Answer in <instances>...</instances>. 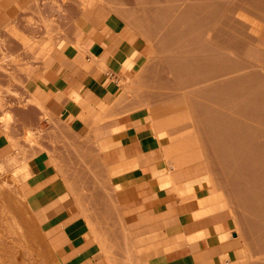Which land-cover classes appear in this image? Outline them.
Returning <instances> with one entry per match:
<instances>
[{"label": "crops", "instance_id": "obj_1", "mask_svg": "<svg viewBox=\"0 0 264 264\" xmlns=\"http://www.w3.org/2000/svg\"><path fill=\"white\" fill-rule=\"evenodd\" d=\"M37 1L0 0V70L16 69L6 122L0 114V165L21 157L12 164L29 175L25 206L59 262L209 264L231 252L235 241H219L232 233L230 212L198 215L211 196L199 167H175L174 131L157 125L146 97L125 92L145 64L135 27L101 5L83 14V0L59 1L60 27L61 8ZM38 14L43 27L30 22Z\"/></svg>", "mask_w": 264, "mask_h": 264}, {"label": "rangeland", "instance_id": "obj_2", "mask_svg": "<svg viewBox=\"0 0 264 264\" xmlns=\"http://www.w3.org/2000/svg\"><path fill=\"white\" fill-rule=\"evenodd\" d=\"M59 1L39 0L36 6L60 7L54 16L55 24L62 27L65 15ZM87 1L83 0V14L96 5L123 14L143 42L145 64L125 92L146 97L159 122L179 115L193 120L166 128L174 131L170 141L176 156H183L177 157L175 167H199L198 182L211 193L204 203L226 196L229 239L235 241L231 252L208 263L264 264V0H91L90 8ZM185 6L188 11L182 10ZM38 15L30 22L43 27L45 21ZM56 32L55 47L62 49V29ZM40 43L46 49L47 38ZM51 53L42 58L44 53L39 52V56L46 60ZM32 55L25 51L24 60ZM18 70L27 76L31 68ZM15 71L0 70V81L7 80L0 82L2 122L12 101L4 96L15 97L9 95ZM225 73L230 74L227 80L220 77ZM20 159L14 155L0 165V264H61L25 206L23 186L29 175L12 164Z\"/></svg>", "mask_w": 264, "mask_h": 264}, {"label": "bare ground", "instance_id": "obj_3", "mask_svg": "<svg viewBox=\"0 0 264 264\" xmlns=\"http://www.w3.org/2000/svg\"><path fill=\"white\" fill-rule=\"evenodd\" d=\"M147 1V0H146ZM200 1V0H199ZM156 2V1H155ZM172 2V1H171ZM184 2V1H183ZM210 2V1H209ZM213 2V1H212ZM91 0H88L87 1V7L88 8H90V5H91ZM259 4V3H258ZM181 5V4H180ZM186 5H187V3H186ZM229 5V4H228ZM176 6V5H175ZM191 6V5H190ZM185 7H187V6H185ZM227 7V6H226ZM182 8V7H181ZM189 8H192V7H189ZM200 8V7H199ZM213 8V7H212ZM223 8V7H222ZM165 9H167L166 7H165ZM188 9V7L185 9H182L183 11L184 10H187ZM193 9V8H192ZM202 9V8H201ZM243 9V8H242ZM177 10V9H176ZM181 11V10H180ZM188 11V10H187ZM203 11V10H202ZM208 11V10H207ZM230 11V10H229ZM241 11V10H240ZM189 14V13H188ZM180 16V15H179ZM182 16V15H181ZM184 17V15L182 16V18ZM261 17V16H260ZM181 18V17H180ZM181 18V19H182ZM196 18V17H195ZM220 18V17H219ZM211 19H213V18H211ZM215 20V19H214ZM213 22V21H212ZM194 23V22H193ZM212 25V24H211ZM215 26V25H214ZM198 27V26H197ZM200 28V27H199ZM254 30V29H253ZM196 31V30H195ZM166 32V31H165ZM264 32V31H263ZM256 34V33H255ZM254 34V35H255ZM196 35V34H195ZM209 36H210V34H209ZM213 36V35H212ZM196 38V37H195ZM209 38V37H208ZM214 38V37H213ZM210 40V39H209ZM257 40V39H256ZM199 42V41H198ZM264 42V41H263ZM262 42V43H263ZM196 43V42H195ZM208 44V43H207ZM264 44V43H263ZM214 45V44H213ZM219 45V44H218ZM257 45V44H256ZM31 46V45H30ZM199 46V45H198ZM203 46V45H202ZM201 46V47H202ZM32 47V46H31ZM214 47V46H213ZM42 50V49H41ZM215 50V49H214ZM200 51V50H199ZM223 52V51H222ZM43 53V52H42ZM219 54V53H218ZM217 55V54H216ZM237 57V56H236ZM210 61V60H209ZM241 61V60H240ZM212 62V61H211ZM222 63V62H221ZM224 64V63H223ZM215 65V64H214ZM221 65V64H220ZM249 65V64H248ZM251 65V64H250ZM258 67V66H257ZM215 70V69H214ZM247 70H248V68H247ZM204 73V72H203ZM256 73V72H255ZM263 73V72H262ZM209 74V73H208ZM233 74H235V73H233ZM228 75H230V74H228V73H225V74H223V75H220V77L221 78H224V80H227V76ZM162 78V77H161ZM216 78V77H215ZM220 78V79H221ZM226 78V79H225ZM207 80V79H206ZM205 80V81H206ZM210 80H213V78L212 79H210ZM166 81V80H165ZM209 81V80H208ZM207 83V82H206ZM221 83V82H220ZM225 83V82H224ZM223 83V84H224ZM163 84V83H162ZM211 84V83H210ZM209 85V84H208ZM171 86V85H170ZM212 86V85H211ZM227 86V85H226ZM184 87V86H183ZM186 88V87H185ZM229 88V87H228ZM164 92V91H163ZM241 94V93H240ZM264 94V93H263ZM168 95V94H167ZM169 96V95H168ZM183 96V95H182ZM184 97V96H183ZM168 98V97H167ZM165 99V98H164ZM162 100V99H161ZM241 104V103H240ZM233 106H234V104H232ZM242 105V104H241ZM233 106H232V108H233ZM237 106V105H236ZM152 107V106H151ZM236 108V107H235ZM170 113H172L171 111H169ZM174 113H175V111H173ZM165 113V112H164ZM168 114L169 113H167V115L166 116H168ZM185 114V113H184ZM170 115V114H169ZM172 115V114H171ZM179 115V114H178ZM189 115V114H188ZM173 116V115H172ZM164 118H165V115H164ZM243 118V117H242ZM153 119V118H152ZM159 119V118H158ZM162 119V118H161ZM185 120H186V122H187V120H188V122H190L191 120H190V118H188L186 115H185V117L184 116H181V115H179V116H174V117H172L171 118V116H170V118L168 117V119L167 120H163V121H161V122H159V121H157L156 123H157V125L158 124H160V125H162L161 127H165V130H166V128L168 127L169 128V126L172 128V127H176V125H178V123L180 124L181 122H184V123H186L185 122ZM190 120V121H189ZM193 121V120H192ZM197 123V122H196ZM159 125V126H160ZM179 126V125H178ZM170 128V129H171ZM198 131V130H197ZM33 137V136H32ZM201 137V136H200ZM188 138V137H187ZM181 140H182V138H180ZM32 140V139H31ZM192 141V140H191ZM178 145V144H177ZM195 145V144H194ZM179 149H180V147H179ZM186 149V148H185ZM187 149H189L188 147H187ZM181 150V149H180ZM172 151V150H171ZM178 151V150H177ZM176 151V152H177ZM185 151V150H184ZM188 151V150H187ZM199 151V150H198ZM173 152V151H172ZM176 154V153H175ZM181 154H179V156H177V157H183V156H180ZM249 156V155H248ZM177 157H176V160H177ZM196 157H198L199 158V155L197 154V152H196ZM178 158V160L180 161V159ZM201 158V157H200ZM216 177V176H215ZM174 179V178H173ZM203 183V182H202ZM204 183H205V180H204ZM217 190H219V189H217ZM220 192V191H219ZM218 193V192H217ZM226 196H220L218 199H217V197L215 196L214 198L216 199V200H214V199H212V200H210V202L208 203V204H206V203H204V201L202 202H200L201 204H203V207H202V205H201V208H203L202 210L200 209V212L199 211H197V212H199L198 213V215L201 217H205V216H207V215H209L210 216V214H214L215 212H221L222 213V210H226V209H228V202H227V199L225 198ZM196 201L197 200H195V203H196ZM209 201V200H208ZM213 202V203H212ZM194 203V202H193ZM230 203V202H229ZM190 204V203H189ZM188 204V205H189ZM187 205V206H188ZM193 206H194V204H193ZM198 209H199V207H198ZM193 210V209H192ZM196 210V209H195ZM202 211V212H201ZM197 212H195L194 211V213L195 214H197ZM191 214H192V212H191ZM195 214H193V215H195ZM197 216V215H196ZM196 216H195V218H196ZM199 217V218H200ZM197 219V218H196ZM235 221V220H234ZM240 233V232H239ZM202 234V233H201ZM229 239V233H226V234H223V237H222V239H220L222 242H224V241H226V240H228ZM230 240V239H229ZM180 241V240H179ZM151 251V250H150ZM256 260V259H255ZM264 263V262H263Z\"/></svg>", "mask_w": 264, "mask_h": 264}]
</instances>
